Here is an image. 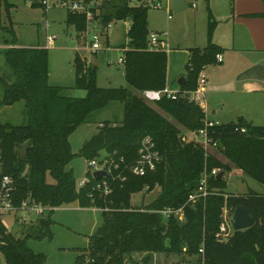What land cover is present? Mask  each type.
<instances>
[{"label": "trees", "instance_id": "1", "mask_svg": "<svg viewBox=\"0 0 264 264\" xmlns=\"http://www.w3.org/2000/svg\"><path fill=\"white\" fill-rule=\"evenodd\" d=\"M133 1L138 4L132 6ZM31 6L41 7L35 0ZM148 10L145 0H101L100 9L96 7L95 11V19L102 26L117 21L130 24L123 55L124 78L129 88L98 87V68L76 54L72 62L74 88L85 91L86 95L66 97L63 88L48 83L47 49L7 48L4 57L15 83L0 77L3 87L0 105L23 101L27 124H0L2 172L13 179L18 203L30 198L45 207L60 208L76 202L80 208H109L102 211L101 226L89 237L85 253L78 257L83 262L88 259L90 264H137L132 262V255L143 253L144 264L153 254L196 256V264H264V196L254 191L234 196L224 192V177L231 169L264 185V126L239 119L205 128L204 111L188 100L187 94L196 89L200 70L214 63L215 56L222 51L212 42V22L207 46L203 50H191L185 83L176 98H164L156 103L144 101L143 91L167 86V54L148 50ZM66 24L81 33L85 29V17L68 12ZM10 29L6 31L12 34ZM12 36L7 46L16 45ZM111 102L123 106L122 120L117 124L110 121L100 124L98 132L78 153L88 162L99 159L104 152L113 162V174L123 171L124 182L106 179L112 183L113 192L102 198L94 188L104 178L95 180L89 172L85 173L89 179L86 186L76 188L73 171L67 169L77 156L72 153L69 137L90 113ZM179 127L187 132L206 129L216 147L205 156L201 144L183 140ZM146 136L151 137L161 161L154 172L143 177L131 175L124 167L137 161L140 142ZM23 146V153L19 154ZM203 172L207 173V188L212 194L187 204ZM218 173H222L220 179ZM145 187H148L145 192L159 187L161 194L146 206L147 211L133 209L132 195L143 192ZM239 205L249 210L254 226L233 231L226 240L217 239L223 210L232 215ZM181 207L182 222L174 217L165 220L153 212ZM50 224L48 216L39 219L24 236L16 237L6 234L0 221V256L5 264H45V256L34 253L27 241L51 238ZM200 248L203 255L199 254Z\"/></svg>", "mask_w": 264, "mask_h": 264}, {"label": "rangeland", "instance_id": "2", "mask_svg": "<svg viewBox=\"0 0 264 264\" xmlns=\"http://www.w3.org/2000/svg\"><path fill=\"white\" fill-rule=\"evenodd\" d=\"M34 0H0V77L8 83H15V76L5 61V51L7 43L10 44L15 37V43L19 47H45L46 37H53V45L48 50V83L52 86L63 88L62 94L71 98H84L86 92L75 89V69L73 58L76 52L80 56L87 57L90 66L98 68L96 85L100 88H129L124 78L123 64L119 59L123 58L127 44V31L129 22H112V30L108 32L107 41H102L101 49L98 53H91L85 47V40L80 39L73 26L66 24L68 11L64 8H51L48 12L42 7H32ZM149 6L147 21L149 34L162 33L169 34L170 52L167 53V78L170 85L176 86L181 77H186L188 73V49L191 44L198 42L200 47L207 43V9L205 0H190L187 9L175 12L169 8L168 2L171 0H145ZM38 3V0H35ZM11 6H7V4ZM136 1L131 3L137 5ZM159 5V7H156ZM101 7V0H97V10ZM196 7V8H195ZM168 9L170 10L171 20L168 21ZM182 18L185 23L175 27L176 21ZM11 28L12 34L6 30ZM47 27V31H46ZM95 33L102 35L103 31L95 25ZM196 32L197 41L196 40ZM47 35V36H46ZM90 37V36H88ZM175 40L181 42L179 47L173 44ZM88 49V50H86ZM96 55V56H93ZM209 91V82H207ZM3 87L0 84V102L2 100ZM208 98V93L206 95ZM215 99L208 98L207 118L213 114H220L216 110ZM153 108L154 105H151ZM229 106L221 113L226 112ZM123 117V106L118 102H111L107 107L90 113L85 122L70 135L69 143L72 153L77 154L67 169H72L76 188L82 181L88 179L85 175L94 172L92 167L88 168V162L78 155L83 145L98 132L100 124L110 121L114 124L119 123ZM167 117V116H165ZM168 118V117H167ZM213 119V118H211ZM171 120V119H170ZM237 120V119H236ZM233 120V121H236ZM172 121V120H171ZM232 121V122H233ZM216 122V121H213ZM11 124L23 126L27 124V111L23 101H18L11 106L0 105V124ZM182 131L184 137L190 138V133ZM24 146L20 148L19 154L23 153ZM102 152L100 158H105ZM107 159V158H106ZM110 161V158L108 157ZM217 173V172H215ZM242 173V172H241ZM239 171H229L224 177L226 181L225 193L227 195H238L248 190H253L259 194H264V185L257 183L244 173ZM219 174V173H218ZM217 174V175H218ZM161 194V189L155 187L151 192H140L132 195L130 203L133 209L146 210L152 201ZM98 209V208H97ZM224 213V214H223ZM222 215L227 219L232 216L227 210ZM21 216V213H18ZM26 223L23 226L13 225L11 217L4 216L2 221L9 225L10 233L14 236H24L39 219L35 215H24ZM51 221L49 230L51 238L45 237L42 240L29 239L28 247L36 254L45 256V264H85L83 259L78 260L80 254H84L89 244V237L93 235L102 224L100 210L94 207L80 208L76 202L64 205L47 215ZM223 220V219H222ZM178 221V220H177ZM180 222V221H179ZM146 254L135 253L132 255V262L144 264L142 259ZM196 256L187 257L175 254H153L147 264H196ZM0 264H5L0 256ZM127 264H130L127 262Z\"/></svg>", "mask_w": 264, "mask_h": 264}, {"label": "crops", "instance_id": "3", "mask_svg": "<svg viewBox=\"0 0 264 264\" xmlns=\"http://www.w3.org/2000/svg\"><path fill=\"white\" fill-rule=\"evenodd\" d=\"M172 1L170 3L168 2L169 8H172ZM181 1L187 8L189 5L192 8L194 7V4H189L190 0ZM205 1L207 2L206 9L208 18L206 24L207 35L209 23L212 22L214 24L212 42L222 49L218 53L222 56V62L217 63L215 60L214 63L206 66L209 91L205 89L203 98L205 119L211 122L216 121L214 123L218 124L234 123L241 119L254 126H264V2L262 0ZM169 16L171 15L168 9V21L171 20ZM182 23H185V20L179 18L175 23V27H178ZM197 35L198 33L196 32L195 41H197ZM168 37L169 34L167 33L166 40L169 53L171 46ZM175 38L173 46L176 45L179 47V43L181 42L175 40ZM207 44L208 36L207 43L203 47H200L198 42L191 44L188 49V61L191 56V50H203ZM6 47L14 48L19 46L8 45ZM89 52L90 54L92 53L91 51ZM76 54L80 56L78 52ZM80 57L87 59L85 55L84 57ZM181 78L185 80V77ZM167 87L175 92L180 88L178 85L175 87L170 85L168 78ZM207 93L208 98L211 97L217 101L215 103H220L216 106V110L220 111V114H218L219 112L213 114L211 117L213 119L207 118L206 115L208 111ZM225 106H229L227 111L221 113L225 109ZM234 170L236 169H231L230 171ZM239 172L241 173V171ZM249 191L253 190H248L247 192ZM247 192L242 194H246ZM261 195L264 196V194ZM94 209L99 210L96 207Z\"/></svg>", "mask_w": 264, "mask_h": 264}, {"label": "built area", "instance_id": "4", "mask_svg": "<svg viewBox=\"0 0 264 264\" xmlns=\"http://www.w3.org/2000/svg\"><path fill=\"white\" fill-rule=\"evenodd\" d=\"M38 3L43 9H45L46 12H48L51 8H64L70 13L83 15L85 17V29L83 32L80 33V39L85 40V47H88L89 51H91L92 53H98L103 51L101 49L102 41L107 40L108 32L112 30V27L111 23L107 26H102L95 19L97 13L95 12L97 7L96 0H38ZM156 7H159V5H156ZM169 18H171V16H169ZM95 25H98L102 29V35L94 32ZM166 39L167 33H162L161 35L157 33L149 34L148 50L154 52H164L167 54L168 43ZM53 41V37L47 36L44 48L47 49L49 46H52ZM215 60L217 63L222 62V56L220 54H217ZM119 63L124 64V58L119 59ZM207 80V70L206 67H203L198 74L196 89L193 92L187 94L188 100L190 102L198 104L203 111L205 110V107L203 105V98L206 91L205 89L207 85ZM177 92L168 89V87L166 86L162 90H145L142 92L141 98L147 103H156L164 98L175 99ZM217 124L218 123L207 121L204 118L205 128L212 127ZM241 132H244V129H241ZM189 133L190 138L188 139V136H183V140L186 142L193 141L201 144L204 149L205 156L208 155L209 152L216 147V143L211 141V139L207 136L206 129L199 130L198 132ZM137 155L138 158L135 163L124 167L125 171L134 176L143 177L150 171L154 172L161 161V156L157 151L154 142L149 136H146L141 140ZM112 165L113 162L111 160L109 161L108 159H106V157L88 161V168L92 167L94 169V172L103 171L106 173V176L103 177L104 180L95 185L94 188L95 191H97L100 197L102 198L110 196L113 192L112 183H109L106 179H110L111 182L115 180H119V182H124L126 180V177L123 175V171L121 173H117L116 175L113 174ZM114 168L115 170H117L118 166L115 165ZM93 173L91 177L94 179ZM88 182L89 179L82 181L79 184L78 188L86 186ZM147 189L148 187H145L144 191H147ZM15 194L16 187L14 185V181L9 175L3 174L0 163V221L3 227L5 228L6 234H11L9 230L10 227L1 220L2 217H11L13 225L23 226L26 223V217L24 215L33 214L39 219H45L49 213L53 212L56 209L54 207H45L41 204H37L30 200V198H27L18 203L16 202L17 199L15 197ZM210 194H212V192H210L207 188V173L203 172L197 189L188 196L187 204L194 203L198 199L204 200ZM99 210L101 212H105L109 211V208L105 207ZM223 211H225V209ZM153 212L161 215L162 218L165 220L169 219L170 217H174L180 222L183 221L182 207L179 209L166 208ZM18 213H21L20 217L18 216ZM231 217L232 216L227 219L225 216L223 217L222 215L223 220L219 226V230L216 235L217 239L226 240L233 232L230 224ZM199 254L203 255V248L199 249ZM84 263L90 264L88 259H85Z\"/></svg>", "mask_w": 264, "mask_h": 264}, {"label": "water", "instance_id": "5", "mask_svg": "<svg viewBox=\"0 0 264 264\" xmlns=\"http://www.w3.org/2000/svg\"><path fill=\"white\" fill-rule=\"evenodd\" d=\"M171 6L175 12H180L187 8L182 4L181 0H173ZM184 82H185L184 78H180L177 81V85L179 87H182ZM226 168H229L228 164H226ZM105 176L106 173L103 171H96L93 173V177L95 180H100ZM221 177H222V173H219L217 175V179H220ZM230 224L233 231H244L253 227L255 224V220L250 215L249 210L245 206L239 205L233 210Z\"/></svg>", "mask_w": 264, "mask_h": 264}]
</instances>
